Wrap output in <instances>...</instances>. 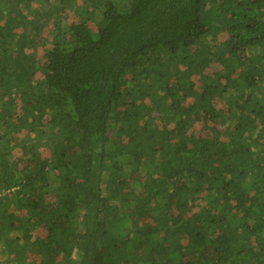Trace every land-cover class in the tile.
Segmentation results:
<instances>
[{"label":"trees","instance_id":"trees-1","mask_svg":"<svg viewBox=\"0 0 264 264\" xmlns=\"http://www.w3.org/2000/svg\"><path fill=\"white\" fill-rule=\"evenodd\" d=\"M0 193L4 264H264V0H0Z\"/></svg>","mask_w":264,"mask_h":264},{"label":"rangeland","instance_id":"rangeland-1","mask_svg":"<svg viewBox=\"0 0 264 264\" xmlns=\"http://www.w3.org/2000/svg\"><path fill=\"white\" fill-rule=\"evenodd\" d=\"M78 2L80 3L81 2V0H78ZM67 14H68V17L70 18V20L71 21H75V20H77V17H76V15H75V11H74V9L73 8H70V9H68L67 10ZM222 38L224 39L225 38V36H222ZM46 42L47 41H45V43H44V45H46ZM38 48H39V45L37 46ZM38 53H39V57L42 59V55H43V48H40L39 49V51H38ZM4 256V255H3ZM5 258L4 259H6L8 262H12L15 258V256L14 255H5L4 256ZM3 260L1 259V261H0V264H4V263H1Z\"/></svg>","mask_w":264,"mask_h":264},{"label":"built area","instance_id":"built-area-1","mask_svg":"<svg viewBox=\"0 0 264 264\" xmlns=\"http://www.w3.org/2000/svg\"><path fill=\"white\" fill-rule=\"evenodd\" d=\"M0 195H1V193H0Z\"/></svg>","mask_w":264,"mask_h":264}]
</instances>
